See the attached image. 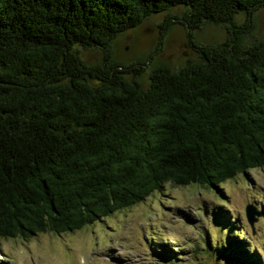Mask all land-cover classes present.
<instances>
[{"label": "trees", "instance_id": "1", "mask_svg": "<svg viewBox=\"0 0 264 264\" xmlns=\"http://www.w3.org/2000/svg\"><path fill=\"white\" fill-rule=\"evenodd\" d=\"M179 6L181 17L160 23V41L183 25L197 59L153 68L143 88L145 61H115L111 43ZM261 8L264 0H0V238L72 233L167 183L220 194L264 167V41L245 44L234 21ZM204 23L225 27L226 40L199 45ZM79 47L99 49L100 61L86 64ZM238 246L234 257L214 253L260 264Z\"/></svg>", "mask_w": 264, "mask_h": 264}, {"label": "rangeland", "instance_id": "2", "mask_svg": "<svg viewBox=\"0 0 264 264\" xmlns=\"http://www.w3.org/2000/svg\"><path fill=\"white\" fill-rule=\"evenodd\" d=\"M184 10L179 6L153 14L112 41L115 61L124 65L145 61L138 77L143 88L153 68L176 70L197 59L183 25L172 26L159 38L165 15L181 17ZM234 21L245 44L264 41V8L254 12L250 22L243 14ZM193 35L199 45L210 46L224 42L228 31L204 23ZM77 49L86 64L100 61L99 49ZM219 188L220 194L207 186L167 183L142 202L72 233L0 238V264H239L214 253L215 248L226 247L225 253L234 257L238 245L242 259L264 264V167L238 174ZM247 205L261 212L252 229L244 214Z\"/></svg>", "mask_w": 264, "mask_h": 264}, {"label": "water", "instance_id": "3", "mask_svg": "<svg viewBox=\"0 0 264 264\" xmlns=\"http://www.w3.org/2000/svg\"><path fill=\"white\" fill-rule=\"evenodd\" d=\"M244 214L251 229L253 228V225L257 219L261 216V212L258 211L253 205H247L244 209Z\"/></svg>", "mask_w": 264, "mask_h": 264}]
</instances>
